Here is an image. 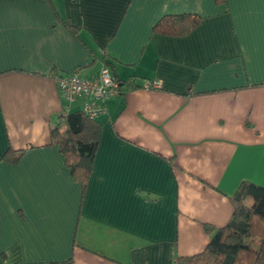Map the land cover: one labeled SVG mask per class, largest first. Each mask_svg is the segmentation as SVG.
I'll use <instances>...</instances> for the list:
<instances>
[{
    "label": "crops",
    "instance_id": "crops-1",
    "mask_svg": "<svg viewBox=\"0 0 264 264\" xmlns=\"http://www.w3.org/2000/svg\"><path fill=\"white\" fill-rule=\"evenodd\" d=\"M184 14L190 34L153 32ZM103 57L136 88L96 118L82 188L50 145L53 75ZM242 183L264 188V0H0V264H171L230 223Z\"/></svg>",
    "mask_w": 264,
    "mask_h": 264
},
{
    "label": "trees",
    "instance_id": "trees-1",
    "mask_svg": "<svg viewBox=\"0 0 264 264\" xmlns=\"http://www.w3.org/2000/svg\"><path fill=\"white\" fill-rule=\"evenodd\" d=\"M225 1L215 0V3L221 5ZM201 22L199 16L191 14L168 15L156 23L153 32L183 37ZM63 23L76 33V29L68 21ZM103 61L109 67L110 62L106 57H103ZM119 84L121 93L136 88L130 87V83ZM101 131L102 125L96 119L86 117L81 110L60 115L50 130V145L59 148L66 167L82 188L88 183ZM21 155H11L8 150L4 153L3 160L13 163ZM231 202L233 215L228 225L217 230L205 226L210 240L204 251L193 256L178 257L171 264H264V188L242 183Z\"/></svg>",
    "mask_w": 264,
    "mask_h": 264
},
{
    "label": "built area",
    "instance_id": "built-area-1",
    "mask_svg": "<svg viewBox=\"0 0 264 264\" xmlns=\"http://www.w3.org/2000/svg\"><path fill=\"white\" fill-rule=\"evenodd\" d=\"M55 81L58 91L67 104L63 115L69 112L70 105L81 102L82 113L90 119H96L104 113L105 102L121 93L118 80L104 63L98 72L89 78H82L76 70L55 76ZM150 86L159 88L158 83L147 84L148 88Z\"/></svg>",
    "mask_w": 264,
    "mask_h": 264
}]
</instances>
